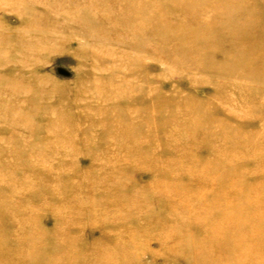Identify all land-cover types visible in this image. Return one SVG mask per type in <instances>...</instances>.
<instances>
[{"label":"rangeland","instance_id":"1","mask_svg":"<svg viewBox=\"0 0 264 264\" xmlns=\"http://www.w3.org/2000/svg\"><path fill=\"white\" fill-rule=\"evenodd\" d=\"M233 139L264 153V0H0V264H264L216 234L262 180L227 191Z\"/></svg>","mask_w":264,"mask_h":264},{"label":"bare ground","instance_id":"2","mask_svg":"<svg viewBox=\"0 0 264 264\" xmlns=\"http://www.w3.org/2000/svg\"><path fill=\"white\" fill-rule=\"evenodd\" d=\"M201 138V137H200ZM229 136L225 138V141ZM240 140V139H239ZM231 148H232V156L231 159L235 160L233 164L236 166L234 170H232L231 175L228 177V189L229 192L231 191H237L239 187V183L241 182L238 180L239 176H244L246 173L256 175L259 177H262L260 181H257L258 183H253L250 185L251 190L253 192L251 193V196L247 198V200H242L238 202V198L235 201H231L229 204H226L224 206V212L223 216L226 220L227 226H220L219 228H225V231L220 229L221 231H217L216 234L218 235L220 232L226 235V238L229 240V232L226 229H235L236 227L240 226L243 230L239 232L240 237L243 239L245 238V241H250V246H253V248H249V250L246 251L244 254L245 256H252V254L257 255V252L259 250L258 244L261 242V240H264V214L257 212V209L264 205V153L257 154V155H249L246 152H243V146L240 143V141L236 142L234 144V139L232 140ZM248 143H251L250 140H246ZM226 144V143H225ZM261 145L262 148H264L263 143H258ZM215 149H224V147H214ZM213 149V146H212ZM252 166V169L250 171H242L241 168L243 166ZM214 174V173H212ZM206 179L209 177L208 175H205ZM260 184V185H258ZM237 186V187H236ZM242 205L247 210H252L251 212H247L245 216L235 217L236 207ZM251 208V209H250ZM240 224V225H239ZM241 256H243L241 254ZM254 256V255H253Z\"/></svg>","mask_w":264,"mask_h":264}]
</instances>
